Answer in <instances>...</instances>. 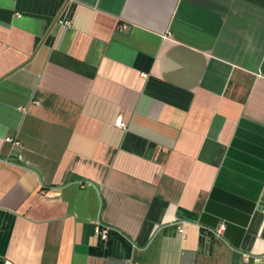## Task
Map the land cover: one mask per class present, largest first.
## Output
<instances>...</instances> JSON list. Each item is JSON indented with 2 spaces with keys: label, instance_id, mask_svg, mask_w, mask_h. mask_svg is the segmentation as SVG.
<instances>
[{
  "label": "crops",
  "instance_id": "obj_1",
  "mask_svg": "<svg viewBox=\"0 0 264 264\" xmlns=\"http://www.w3.org/2000/svg\"><path fill=\"white\" fill-rule=\"evenodd\" d=\"M0 264H264V0H0Z\"/></svg>",
  "mask_w": 264,
  "mask_h": 264
},
{
  "label": "built area",
  "instance_id": "obj_2",
  "mask_svg": "<svg viewBox=\"0 0 264 264\" xmlns=\"http://www.w3.org/2000/svg\"><path fill=\"white\" fill-rule=\"evenodd\" d=\"M59 23L60 24H63V25H65V26H70L71 25V21H70V19L68 18V16H65V17H62L61 18V20L59 21ZM115 126L116 127H121V128H123L124 127V123L122 122V119L121 118H119V119H117L116 121H115ZM8 141H12L11 139H7ZM13 142V141H12ZM14 144H16V143H14ZM96 232L100 235V237L101 238H105L106 237V235H107V232H106V230H101V229H96Z\"/></svg>",
  "mask_w": 264,
  "mask_h": 264
}]
</instances>
